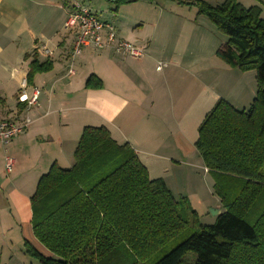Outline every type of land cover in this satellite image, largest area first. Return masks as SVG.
<instances>
[{"label":"crops","instance_id":"1","mask_svg":"<svg viewBox=\"0 0 264 264\" xmlns=\"http://www.w3.org/2000/svg\"><path fill=\"white\" fill-rule=\"evenodd\" d=\"M76 1L113 24L118 37L142 48L144 55L122 57L111 48H85L71 61L74 37L64 29L66 2L0 0V117L27 116L31 121L22 134L0 144V264H31L25 242L50 257L32 233L30 199L53 163L62 169L72 166L76 144L87 126H103L118 144L128 143L149 178L162 179L173 195L185 192L188 200L194 196L202 203L197 195L206 191L212 209L222 212L213 179L194 146L198 126L217 97L207 93L209 86L204 84L181 111L169 89L170 78L179 73L190 71L196 78L193 61L180 52L188 43L184 39L199 34L213 39L214 25L197 14L195 0ZM202 1L212 5V0ZM238 2L245 8L259 7L264 20V0ZM185 5L196 12L181 17ZM33 60L50 61L51 70L35 74L28 83L29 95L33 88L40 90L37 104L20 109V85ZM160 63L164 67L157 70ZM91 75L101 81L102 89L85 88ZM7 159L12 163L9 172ZM209 217L213 224L216 216Z\"/></svg>","mask_w":264,"mask_h":264},{"label":"trees","instance_id":"2","mask_svg":"<svg viewBox=\"0 0 264 264\" xmlns=\"http://www.w3.org/2000/svg\"><path fill=\"white\" fill-rule=\"evenodd\" d=\"M192 5L226 37L217 58L256 73L247 111L219 99L197 129L194 146L222 212L201 225L188 199L149 178L128 143L118 144L103 126H87L72 166L53 163L30 199L32 233L52 255L25 242V254L39 264H264V20L259 7L238 0ZM50 70V61L33 60L25 80ZM85 88L103 86L91 75Z\"/></svg>","mask_w":264,"mask_h":264},{"label":"rangeland","instance_id":"3","mask_svg":"<svg viewBox=\"0 0 264 264\" xmlns=\"http://www.w3.org/2000/svg\"><path fill=\"white\" fill-rule=\"evenodd\" d=\"M183 1L192 2L193 0ZM162 2L164 1L162 0L161 3ZM214 2H216V0H212V5H215ZM261 7L264 8L263 3L261 4ZM196 10L195 8L190 9L189 6L185 5L180 16L183 17L184 15L193 14ZM215 29L216 37L210 40L201 34L197 35L195 38H193V35H190V38L184 39L188 40V43L183 46L180 52L182 51L185 54L184 56L186 59H191L193 61L196 78H192L190 71L187 72V74L179 73V75L170 78L169 89L175 100H178V105L181 111L192 103L194 100L192 95H196L204 84L207 87L209 86L207 93L213 92L214 96L217 97L214 104L219 99H223L224 101L229 102V104H231V106L238 111H247L255 97V71L251 70L244 72L239 69H234L215 56L216 51L225 42V36L216 27ZM173 32L174 31H172V34ZM219 63H221L224 67L221 69L217 67ZM184 64L186 63L184 62ZM201 70L203 73H200ZM201 75H203V77H201ZM214 104H212L211 108ZM197 108L199 107L197 106ZM198 111L199 109L194 113V121L197 120L195 117L199 115ZM205 192L206 191H202V193H198L197 195V197L201 196L200 201H202V203H199V198L195 199L194 196L193 200L188 201L189 203L192 201L190 205L191 208L198 214L199 223L201 225L208 226L212 225V222H209V220L211 221L209 216H212L211 209L213 207L211 206V203L209 204V194ZM174 195L176 198L185 197L188 199L185 192H180V194L177 192ZM182 239L183 238L180 237L171 240L165 247L163 253L174 248ZM49 256L52 255L49 253ZM29 261L31 264H39V262L34 258H30Z\"/></svg>","mask_w":264,"mask_h":264},{"label":"built area","instance_id":"4","mask_svg":"<svg viewBox=\"0 0 264 264\" xmlns=\"http://www.w3.org/2000/svg\"><path fill=\"white\" fill-rule=\"evenodd\" d=\"M69 5L67 19L64 23V29L73 34V43L70 51V59L73 61L83 49L111 48L116 54L122 57L140 58L144 55L143 49L130 44L118 37L117 28L109 23L102 21L98 15L90 8L80 4L76 0H62ZM44 49V48H43ZM45 52H47L44 49ZM163 64H158L157 70H161ZM68 74H72L69 69ZM28 83L23 80L20 85L17 102L25 104L30 108L37 104L40 90L33 88L31 94L27 93ZM30 119L25 116L20 120L0 117V144L6 145L14 138L22 134L29 124ZM11 160H6L5 169L7 172L11 169Z\"/></svg>","mask_w":264,"mask_h":264},{"label":"water","instance_id":"5","mask_svg":"<svg viewBox=\"0 0 264 264\" xmlns=\"http://www.w3.org/2000/svg\"><path fill=\"white\" fill-rule=\"evenodd\" d=\"M211 214L212 216H218L220 214V210L219 209H211Z\"/></svg>","mask_w":264,"mask_h":264}]
</instances>
